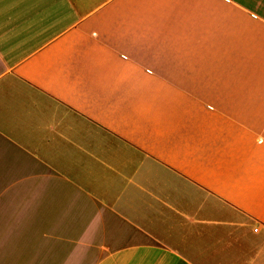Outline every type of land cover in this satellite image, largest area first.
Wrapping results in <instances>:
<instances>
[{"label":"crops","instance_id":"1","mask_svg":"<svg viewBox=\"0 0 264 264\" xmlns=\"http://www.w3.org/2000/svg\"><path fill=\"white\" fill-rule=\"evenodd\" d=\"M0 264H264V0H0Z\"/></svg>","mask_w":264,"mask_h":264}]
</instances>
